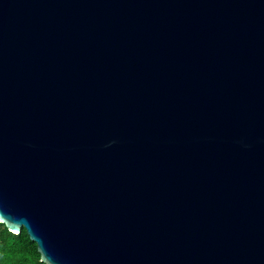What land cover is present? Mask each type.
I'll return each instance as SVG.
<instances>
[{
    "label": "water",
    "instance_id": "1",
    "mask_svg": "<svg viewBox=\"0 0 264 264\" xmlns=\"http://www.w3.org/2000/svg\"><path fill=\"white\" fill-rule=\"evenodd\" d=\"M0 222L45 264H264V0H0Z\"/></svg>",
    "mask_w": 264,
    "mask_h": 264
},
{
    "label": "trees",
    "instance_id": "2",
    "mask_svg": "<svg viewBox=\"0 0 264 264\" xmlns=\"http://www.w3.org/2000/svg\"><path fill=\"white\" fill-rule=\"evenodd\" d=\"M0 264H45L41 261L38 245L26 228L19 234L11 232L0 222Z\"/></svg>",
    "mask_w": 264,
    "mask_h": 264
}]
</instances>
